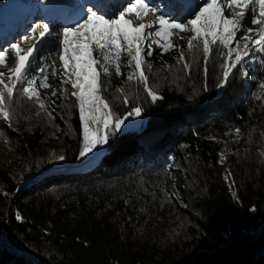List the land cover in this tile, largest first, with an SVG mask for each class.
Instances as JSON below:
<instances>
[{"label":"trees","instance_id":"16d2710c","mask_svg":"<svg viewBox=\"0 0 264 264\" xmlns=\"http://www.w3.org/2000/svg\"><path fill=\"white\" fill-rule=\"evenodd\" d=\"M99 1L0 0V28L9 30L17 3L59 10L74 27L89 9L104 15L94 7ZM129 17L136 24L148 22V16ZM190 35L185 30L171 37L177 47L168 51L153 44V55L144 56L147 84L161 97L156 101L143 82L128 79L135 69L126 51L121 50L117 75L103 59H111V51L93 50V59L101 61L100 92L111 111L124 117L140 107L146 126L109 132L100 160L85 170H56L30 182L45 169L52 150L64 148L65 163L76 164L84 145L78 102L72 84L64 83L62 61L52 65L46 46L33 51L28 78L39 82L47 76L51 87L38 89L47 111L28 99L22 84L9 103L10 119L0 116V264H264V51L237 33L231 47L239 41L243 50L247 43L248 55L219 87L223 65L231 62L222 54L227 50L217 42L205 61L202 46L188 49ZM185 61L190 69L183 67ZM13 65L14 53L0 71L7 75ZM104 66L110 75L102 74ZM34 118L52 122L56 134L44 139L32 133L24 121L33 126ZM10 146H15L12 156L21 158L14 167L3 152ZM37 154H43L41 164ZM174 204L180 210L186 206L183 212L194 225L183 241L159 230Z\"/></svg>","mask_w":264,"mask_h":264},{"label":"snow or ice","instance_id":"6c2138e0","mask_svg":"<svg viewBox=\"0 0 264 264\" xmlns=\"http://www.w3.org/2000/svg\"><path fill=\"white\" fill-rule=\"evenodd\" d=\"M233 5L241 10L234 13V18H229L224 14L223 6L219 0H204L202 6L197 4L195 8L186 0H178L172 6L173 10L182 15L193 16V19L185 22H179L177 19L170 18L166 14H157V9L151 7L146 0H135L134 3H128L123 11L119 13L117 18H106L96 11L89 9L85 13V17L77 22L74 27H66L63 29V54L60 56L67 80L64 83H71L73 88L79 87L80 91H73L79 102L80 120L83 124L84 145L79 151L78 158H84L99 144H107L109 140L108 129H112V134L121 130L125 119L114 117L110 106L99 95L100 83L99 76L94 64L101 61L93 59V50H99L101 53L111 51V59L109 56H103L104 60H109L115 67V73L121 74V65L119 63L121 50L127 52L129 66H133L135 73L130 72L128 79L132 80L135 76L140 82L144 83L145 89L152 101L160 99L157 93L148 86V77L144 73L143 65L145 64L144 56H152L153 44L168 51L172 47H177L171 37L178 35L185 30L191 35L187 38V47L192 50L202 46L204 59L212 53V45L219 42L226 53V61L223 65V79L219 87H223L227 83L231 69L235 68L248 55V45L244 44L243 50L237 41L236 47H231L232 41L236 39L237 33H243L246 41H252L254 44L261 45V51H264V0H227V7L232 9ZM83 7V6H81ZM251 12V23L259 25L255 30L252 28H244L241 21L246 19V13ZM134 14L137 20L143 21L146 16H152L153 19L147 23L136 24L133 20L126 19V15ZM39 30V36L45 37L51 35L49 24L37 23L32 31L35 33ZM256 39H253V34ZM183 38V37H181ZM150 41V42H148ZM147 43V51H144V44ZM32 48L21 49L19 44H12V52L0 51V64H6V59L14 53V65L5 72L0 71V116L5 120H9L11 112L9 103L12 101L18 85L26 84L20 89L30 100H34L39 107L47 111L45 102L41 99L39 88L51 87L48 83V77L42 76L37 82L34 78H28L29 68L31 66L30 57L33 54ZM23 52V54H21ZM185 54L180 51L179 60L184 61ZM75 63H71V62ZM149 69L152 65H147ZM185 69H190L189 63L183 64ZM81 69L87 72L85 81L81 82ZM41 73L44 69H40ZM70 71V75L68 74ZM207 68L205 66V72ZM103 75H110L109 68L103 67ZM76 79L73 80L72 77ZM52 95H56L53 91ZM125 103L127 98L125 97ZM142 108L135 107L128 113V116L140 117ZM51 115V113H48ZM102 124L105 131L100 132L99 128L90 130L88 121ZM239 132V130H237ZM64 160L63 156L58 157ZM230 176V174H229ZM225 176V179H229ZM234 183V182H233ZM235 195V193H233ZM17 219H21L18 215Z\"/></svg>","mask_w":264,"mask_h":264},{"label":"rangeland","instance_id":"374dc122","mask_svg":"<svg viewBox=\"0 0 264 264\" xmlns=\"http://www.w3.org/2000/svg\"><path fill=\"white\" fill-rule=\"evenodd\" d=\"M147 1H148V3H150L151 7H154L160 11L165 10V9L169 10V17L170 18H174V19H178V20L182 21V20L186 19L187 17H190V15H182V14H179L173 10L172 6L177 3V0H147ZM201 1H204V0H201ZM116 2H117L118 7L116 6ZM130 2H132V0H111V1L100 0L99 4H97L94 7H95V9H97L99 12L103 13L106 16L116 17L119 15L121 10H123L127 6V4ZM193 2H195V7H196V5L200 3V0H194ZM219 2L222 4L224 14H226V15H228V14L233 15L234 13H238L241 10L239 7H237L235 5H233L232 9L229 10L227 7V0H219ZM17 5L20 8L18 9L17 16L15 17L14 22L7 24L9 30L7 31V30L0 29L2 31V33H0V35L2 36L0 39V49H2L4 46L5 47L10 46L11 47L12 44H22L24 46H27L28 48H32L35 45L36 47L34 48V50L40 49L42 46H46V49L48 51H50L49 56H48L50 63L52 65H56L57 60L60 58L61 53L63 51V45L61 43L63 40V29L66 27H73L72 20L67 22L63 18L62 14L59 12V10L48 12V11H44L41 9H37V10H35V12H33V14L30 15L32 18L30 20H28L27 26L21 27L19 25H20L21 20L24 19V12H26V11L23 10V7L25 5L22 3H17ZM151 17L152 16H148V21L151 19ZM129 20H132V17H129ZM37 23L49 24L51 35H46L45 37H40L39 36V30H37V32L34 33L32 31V29L35 27V25ZM241 23L244 26V28H247V26L249 24H251V12H250V10H249V12L246 13V19L244 21H241ZM17 28L19 30H17V32H16L15 29H17ZM258 28H259V25H256L253 28L254 32ZM3 31H5L6 33ZM71 63H75V62L73 61ZM93 67L96 68L97 73H100V69L98 68L97 64H94ZM83 72H85V71L83 69H81L80 79H82V73ZM157 74H160V73H157ZM75 79H76V77H75ZM98 79H99V83H100V76ZM158 83H159V80H157V84H155V86L157 88H158L157 85H159ZM100 87H101V84H100ZM73 91L77 92V88H73ZM98 95L105 101V99L103 98L100 91H99ZM76 100H77V98H76ZM77 102H78V100H77ZM78 106H79V102H78ZM110 109H111V107H110ZM114 117H119V116L114 115ZM119 118H121V119L126 118V119H125L124 125L121 126V130L118 131V133L123 131V130H132V129H135L138 131L142 130L143 128H145V126H146L145 124L147 122L146 119H142L141 116L136 117V116H128L127 115V116L119 117ZM33 120H34V122L32 124L33 126H31V124H28V122H26V120L24 121V124L27 126L26 128L28 130L32 131V133L36 134V132H38L39 138L48 139L50 136H53L56 134L58 127L55 126L52 122H49L47 124V123L43 122V120L41 118H34ZM88 123H89L90 130H95V129L99 128L101 133H103L105 131L102 124L94 123L91 120H89ZM20 125H22V124H18V126H16V128H19ZM107 131H108V133L112 132V129L109 128ZM6 144H8V142H3L4 146ZM53 145L56 146V145H58V143L54 142ZM106 146H107V144L97 145V147L93 150L94 154H90V155H87L85 158H81L80 161L77 162L76 164H67V163H65V159L59 160L58 159L59 156H63L65 158V149L64 148H56V149L52 150L50 152L49 156L47 157V159L45 161V169L41 173H39L38 175L34 176L30 182L38 180L44 174L52 173L53 171H56V170H62V171L85 170V169L95 165L100 160L102 154L106 150ZM12 150H15V146L13 148L10 146L7 151H3V152L8 153V156H10L11 166L14 167L18 163H20L21 158L15 159L14 156H12V154H11L13 152ZM42 155L43 154H40V155L37 154L36 155V159L39 162L38 164H41V162H42L41 161ZM225 165H226L227 170H228V168L230 169L229 162ZM14 198L15 197H13L12 199H14ZM168 202H170V204L172 203V201H170V200H168ZM174 208H175L174 212L171 213V215L169 214L167 219H165V221L163 222L164 225H161L159 227V230L163 231V229H164L169 237H178L180 240L183 241V238L187 237L186 235L188 234V232H190V229L194 226L193 221L191 220V218H189L190 215H187L183 212V210L186 209V206L181 205L182 211L180 210V207L175 205V204H174ZM172 214H174V215H172ZM4 232H7L6 228H4Z\"/></svg>","mask_w":264,"mask_h":264},{"label":"bare ground","instance_id":"6f19581e","mask_svg":"<svg viewBox=\"0 0 264 264\" xmlns=\"http://www.w3.org/2000/svg\"><path fill=\"white\" fill-rule=\"evenodd\" d=\"M109 1H111V0H109ZM193 1H194V0H186L187 3H191L192 7H194L195 2H193ZM177 2H178V0H177ZM110 3H111V2H110ZM116 6H117V2H116ZM117 7H118V6H117ZM33 12H34V10H32L31 13L25 15V16H24V19L20 22V25H19V26H21V27H25V26H27V22H28V20H30V19L32 18L30 15L33 14ZM17 30H19V29H18V28L15 29L16 32H17ZM0 39H1V38H0ZM85 76H87V72H83V73H82V79H80L81 82H84V81H85ZM79 91H80V89H79V87H77V92H79ZM90 154H94V151H93L92 153H89L88 155H90ZM84 158H85V157H84Z\"/></svg>","mask_w":264,"mask_h":264}]
</instances>
